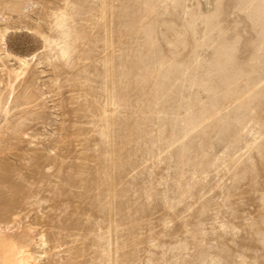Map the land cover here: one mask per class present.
<instances>
[{"label": "rangeland", "instance_id": "1", "mask_svg": "<svg viewBox=\"0 0 264 264\" xmlns=\"http://www.w3.org/2000/svg\"><path fill=\"white\" fill-rule=\"evenodd\" d=\"M6 28L0 241L264 264V0H0Z\"/></svg>", "mask_w": 264, "mask_h": 264}, {"label": "bare ground", "instance_id": "2", "mask_svg": "<svg viewBox=\"0 0 264 264\" xmlns=\"http://www.w3.org/2000/svg\"><path fill=\"white\" fill-rule=\"evenodd\" d=\"M57 22L58 24H60V20H57ZM7 31L8 30L6 28L0 36L3 44L2 50L4 55L11 56L16 61L18 65L15 71L17 74H20L26 69L29 58H27V56L14 53L6 47ZM41 37L43 41L47 40V37L45 35H41ZM34 56L35 54H32L30 58ZM44 243L45 242H43L42 240V244ZM38 255L35 254V252L32 251L30 247L19 245L12 239L7 240L6 242H4V240L0 241V264H36Z\"/></svg>", "mask_w": 264, "mask_h": 264}]
</instances>
